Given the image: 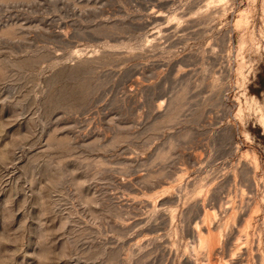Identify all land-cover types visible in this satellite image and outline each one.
<instances>
[{"label":"rangeland","instance_id":"374dc122","mask_svg":"<svg viewBox=\"0 0 264 264\" xmlns=\"http://www.w3.org/2000/svg\"><path fill=\"white\" fill-rule=\"evenodd\" d=\"M0 264H264V0H0Z\"/></svg>","mask_w":264,"mask_h":264},{"label":"bare ground","instance_id":"6f19581e","mask_svg":"<svg viewBox=\"0 0 264 264\" xmlns=\"http://www.w3.org/2000/svg\"><path fill=\"white\" fill-rule=\"evenodd\" d=\"M257 208V207H256ZM258 210V209H257ZM256 212V211H255ZM250 219V218H249ZM247 227H250V225H251V219H250V221H248L247 220ZM201 242H202V244H204V245H206V246H210L211 247V244H212V238L209 236L208 238H202L201 239ZM209 247V248H210ZM206 248V247H205ZM209 248L207 249V250H209Z\"/></svg>","mask_w":264,"mask_h":264}]
</instances>
